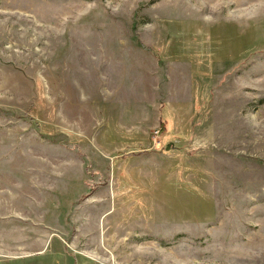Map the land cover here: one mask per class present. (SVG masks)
Instances as JSON below:
<instances>
[{"label":"rangeland","instance_id":"1","mask_svg":"<svg viewBox=\"0 0 264 264\" xmlns=\"http://www.w3.org/2000/svg\"><path fill=\"white\" fill-rule=\"evenodd\" d=\"M0 264H264V0H0Z\"/></svg>","mask_w":264,"mask_h":264}]
</instances>
